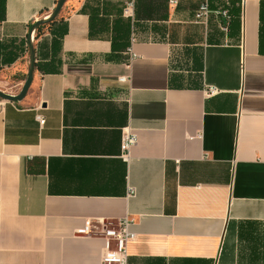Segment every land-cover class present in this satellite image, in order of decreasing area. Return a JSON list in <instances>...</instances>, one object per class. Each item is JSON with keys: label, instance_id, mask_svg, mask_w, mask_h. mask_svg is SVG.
I'll return each instance as SVG.
<instances>
[{"label": "crops", "instance_id": "1", "mask_svg": "<svg viewBox=\"0 0 264 264\" xmlns=\"http://www.w3.org/2000/svg\"><path fill=\"white\" fill-rule=\"evenodd\" d=\"M58 1L0 0V73L25 84ZM203 1L67 0L32 32L0 99V264H102L127 216L128 264H264V0Z\"/></svg>", "mask_w": 264, "mask_h": 264}, {"label": "built area", "instance_id": "2", "mask_svg": "<svg viewBox=\"0 0 264 264\" xmlns=\"http://www.w3.org/2000/svg\"><path fill=\"white\" fill-rule=\"evenodd\" d=\"M210 0H204L200 5L199 10L196 14V21L206 23L211 14L221 17L224 21L230 19V14L227 8H219L212 11L209 7ZM224 4H229L235 0H218ZM241 4H245L248 0H236ZM171 5H177L178 0H169ZM129 8L132 7V3L127 5ZM127 14V9L125 10ZM38 121L44 124V119L41 116L38 117ZM136 143V137L131 132H126L123 137L121 150L122 157L128 159L130 157V152L132 147ZM133 194V189L130 188L129 195ZM133 220L130 217H125L119 221L116 226L105 227L103 231L100 232L102 235L105 245L102 255V264H128L129 254L128 245L135 240V235L130 231V227ZM88 228V227H87ZM89 230V229H88ZM91 232V231H89Z\"/></svg>", "mask_w": 264, "mask_h": 264}, {"label": "rangeland", "instance_id": "3", "mask_svg": "<svg viewBox=\"0 0 264 264\" xmlns=\"http://www.w3.org/2000/svg\"><path fill=\"white\" fill-rule=\"evenodd\" d=\"M54 11L55 10H53L52 13ZM52 13H50L49 15H51ZM49 15H47L46 17H48ZM46 17L41 18L38 21H41ZM36 23L32 24V26ZM26 75V70H20L15 74L12 71L0 73V92H4L5 94H9L11 96H16L17 94H19L20 90L23 89L24 81L21 80H24V78H26Z\"/></svg>", "mask_w": 264, "mask_h": 264}, {"label": "water", "instance_id": "4", "mask_svg": "<svg viewBox=\"0 0 264 264\" xmlns=\"http://www.w3.org/2000/svg\"><path fill=\"white\" fill-rule=\"evenodd\" d=\"M65 2L62 4L61 8L58 10V6H59V1H58L55 11L51 14V15L54 14L53 17L48 21H46V18L41 20V21H37V23L32 26L31 34L37 27L41 26L42 24H44V23L47 24V23L54 21L56 19V17L60 14ZM31 34L29 35V43H30L32 65H30L29 76H28V78H27V80L23 86V89L19 95L11 96V95L5 94L3 92H0V99H2V100L19 101V100L23 99V97L26 95V93L28 91V88L30 87V84H31L32 79H33V67H34V58H33V51L34 50H33V45L31 43Z\"/></svg>", "mask_w": 264, "mask_h": 264}, {"label": "trees", "instance_id": "5", "mask_svg": "<svg viewBox=\"0 0 264 264\" xmlns=\"http://www.w3.org/2000/svg\"><path fill=\"white\" fill-rule=\"evenodd\" d=\"M58 16H59V15H58ZM58 16L56 17V19H55L54 21H52V22H50V23H47V24L50 25L51 23L55 22V21L57 20ZM42 27H43V26H39V27L36 28V35H35L36 40L39 39V37H40V31H41V28H42Z\"/></svg>", "mask_w": 264, "mask_h": 264}, {"label": "bare ground", "instance_id": "6", "mask_svg": "<svg viewBox=\"0 0 264 264\" xmlns=\"http://www.w3.org/2000/svg\"><path fill=\"white\" fill-rule=\"evenodd\" d=\"M66 0H59V6H58V10L61 8L62 4L65 2ZM54 15V14H53ZM53 15H50L48 17H46V21L50 20ZM30 65H32V60L30 61Z\"/></svg>", "mask_w": 264, "mask_h": 264}]
</instances>
